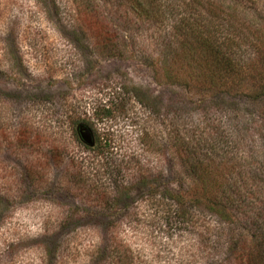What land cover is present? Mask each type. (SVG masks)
<instances>
[{
  "label": "rangeland",
  "instance_id": "1",
  "mask_svg": "<svg viewBox=\"0 0 264 264\" xmlns=\"http://www.w3.org/2000/svg\"><path fill=\"white\" fill-rule=\"evenodd\" d=\"M179 1L155 0L145 16L132 0H0V264L262 257L250 219L260 209L264 227V100L232 94L238 76L217 72L200 41L171 39ZM209 1L229 13L233 0ZM247 1L224 42L251 86L264 81V0ZM183 2L184 17L201 16L198 0ZM193 22L178 23V37ZM162 55L194 67L179 69L188 87L162 76ZM192 149L202 183L184 159ZM166 182L183 201L176 211Z\"/></svg>",
  "mask_w": 264,
  "mask_h": 264
},
{
  "label": "trees",
  "instance_id": "2",
  "mask_svg": "<svg viewBox=\"0 0 264 264\" xmlns=\"http://www.w3.org/2000/svg\"><path fill=\"white\" fill-rule=\"evenodd\" d=\"M143 1H145L146 6L143 5ZM154 1L155 0H132L131 4H134L140 11V14H143L145 16H150L151 15V11L154 12L156 11L154 8ZM158 3H165L170 9L174 8L172 7V4L176 1V0H156ZM223 1V0H221ZM241 0H233L231 2H229L228 5V10L230 11L229 13L226 12L224 13L222 9H220V5L219 4H214V8L215 11L212 10L211 7H208V5H210V1L209 0H204L202 2H200L198 0V2H200L201 6H198V12L200 13L201 16L196 18L191 19H187V17H184V12H186L188 9L185 8V4L183 2V0L179 1L178 4V17H177V22H176V27L171 35V39H173V41L179 45H183L186 42V38L188 40H198L199 42V47H202L205 49V51H209V52H213L214 55L216 57V60L214 62H212L214 64V66H216V70L217 72L222 71L223 76H226L228 78L231 77L232 74H234L237 77V80L234 82L233 86L231 87V91L233 92L232 94H238V95H244L246 97H250L253 100H264V81H261L259 79H261V73L260 76L258 77V79H256L255 81H252L251 86L249 84H247L246 82H242L243 77H240V75H238V67H240V64L238 63V61H232V58L229 56V53L232 52L228 49L226 42H224L226 40V36H227V32H229V29L234 30L237 28L236 27V23H238L237 19H235V15L233 12H236L235 7L237 8V5L240 3ZM259 1L258 0H248L245 4L249 7H252V5H256ZM235 6V7H234ZM220 9V12H219ZM233 11V12H232ZM181 12V13H180ZM202 12V13H201ZM256 16L258 17L261 16L262 18L259 19H263L264 20V15H262L260 12H256ZM152 16V15H151ZM182 16V17H181ZM188 20L190 21H194L192 23V25L190 26L189 30L187 31H183L182 37H178L179 35V31H178V23L181 24H186V22H188ZM252 22V21H251ZM249 24V23H248ZM248 24H246V26H248ZM158 27V26H157ZM255 30V29H254ZM254 35L253 30H251V35ZM259 40V39H258ZM174 48H176V45H173ZM251 47V46H250ZM167 48V46L165 47ZM167 50V49H166ZM257 54H259L260 52V47L257 48L256 50ZM164 55H162L160 62L162 63V65H159L160 69H161V74L162 76H164L166 78V80H171L174 83H180L183 85H187V81L184 79H180L179 80V69H181L180 71H184L185 75H186V71H188L189 73H191V69L193 66H191L189 63L187 64L186 60L184 59V57H179L178 62H180L179 69L176 67H171V66H166L165 65V61L163 58ZM176 61V60H175ZM186 62V63H183ZM183 63V64H182ZM184 65V66H182ZM194 68V67H193ZM215 71V70H214ZM210 74H213V69L209 70ZM154 73V71H153ZM192 73L195 74V78L194 81L197 82L198 84L203 83L202 80H198L197 79V71ZM181 75V74H180ZM205 83L208 85L206 86ZM205 83L200 86L203 89H207L211 86H213V81L211 79H207L205 80ZM255 85L253 86L252 84ZM225 90H230V85L225 89ZM230 92V91H229ZM231 94V93H229ZM100 115L103 116H108L109 115V110H108V106H102L100 108ZM100 151L102 152V149H100ZM186 154L188 153V155L184 158L185 160H187L188 162V170L190 172V174L192 175L194 170H198L199 173L195 174L196 175V179L200 181V183H202V177L205 176L206 173V164L201 163V160L198 159L196 152L194 151V149L192 150H188L185 151ZM185 154V155H186ZM193 158V159H192ZM192 159V160H191ZM190 160V161H189ZM143 178V177H141ZM143 179H141L142 181ZM168 181V180H167ZM164 187L166 188V190L168 192H170L169 194L172 196V205L174 206V210H177V207H179L180 205L183 204L182 199L180 198L179 194L175 191V189L173 187H171V183L170 182H166L164 183ZM261 209H263V207H261ZM262 213V211H260V209L257 210V212L255 213L254 211V215L252 217V219H250V227H253V230H251V235L255 239L258 240L257 245L261 246V250H262V257H257L258 262L255 260L256 257L254 254H252V256L248 255V262L246 264H254V260H255V264H264V227L261 226L257 223L256 219V214L257 213ZM263 229V231H262ZM256 241V240H255ZM255 257V258H254Z\"/></svg>",
  "mask_w": 264,
  "mask_h": 264
},
{
  "label": "water",
  "instance_id": "3",
  "mask_svg": "<svg viewBox=\"0 0 264 264\" xmlns=\"http://www.w3.org/2000/svg\"><path fill=\"white\" fill-rule=\"evenodd\" d=\"M76 131H77L78 137L86 145H92L93 144V137H92L91 131L86 125H84L83 123H79L76 127Z\"/></svg>",
  "mask_w": 264,
  "mask_h": 264
}]
</instances>
